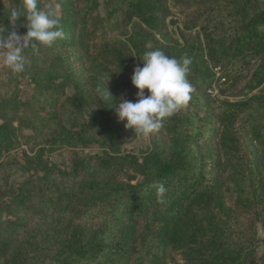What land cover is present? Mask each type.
I'll list each match as a JSON object with an SVG mask.
<instances>
[{
    "label": "trees",
    "instance_id": "obj_1",
    "mask_svg": "<svg viewBox=\"0 0 264 264\" xmlns=\"http://www.w3.org/2000/svg\"><path fill=\"white\" fill-rule=\"evenodd\" d=\"M64 1L61 19L66 26L70 25V32L83 35L84 49L90 51L87 13L80 19L71 9L72 2ZM109 2L113 5L111 17L118 18V12L123 11L129 15V21L138 17L152 28L164 27L169 14V0ZM224 5L212 12L215 27L202 25V39L172 41L161 50L177 59L190 60L187 74L193 89L190 100L196 101L193 93L216 80H222L223 85L231 82L230 86L235 87L245 79L238 91L242 96L232 94L235 99L219 101L206 95L211 113L205 117L192 114L181 117L179 109L163 118L159 131H166L165 147L150 151L144 161L131 154L106 150L95 157L99 164L96 170L91 160L83 161L84 169L92 175L85 185H79L78 191L55 190V186L49 185L41 192L45 195L49 191L45 196L47 202L53 198L56 203L60 200L66 213H71L70 208L91 203L92 217L101 223L95 229L84 222L75 227L77 215L73 214L72 221L60 233L65 237L61 238L57 232L54 238L51 233L46 235L45 247L40 246L39 251L50 250L59 242L63 245L59 252L47 257L36 254L37 246L29 249L20 246L10 252L13 235L1 236L2 258L8 257L5 264H166L169 252L180 255L182 263L176 264H264V256L259 257L254 246L257 224L264 227V0H226ZM207 7L216 8L214 4ZM137 34L143 32L134 31L129 42L138 54L154 50L147 48L146 42L137 41ZM129 42L105 46L100 52L105 55L108 50H116L118 61L133 69L121 49ZM249 70L251 73L246 75ZM104 107L106 110L95 114L88 125L95 122L102 131V144L115 149L119 146L116 140L107 142V139L123 123ZM215 117L219 128L214 133V147L206 143L208 130L203 127ZM203 119L206 122L200 124ZM239 121L245 136L237 126ZM9 122L0 121V148L7 142L10 128H18ZM20 124L24 122L20 120ZM244 137L259 146V152L247 150ZM195 143L198 146L194 147ZM159 184L168 188L164 203L156 200ZM33 194L21 189L17 199L23 203ZM232 198L234 204L230 202Z\"/></svg>",
    "mask_w": 264,
    "mask_h": 264
},
{
    "label": "rangeland",
    "instance_id": "obj_2",
    "mask_svg": "<svg viewBox=\"0 0 264 264\" xmlns=\"http://www.w3.org/2000/svg\"><path fill=\"white\" fill-rule=\"evenodd\" d=\"M68 1L72 2L71 9L79 14L80 19L87 13L90 51L84 49L83 35L77 31L70 32V25L66 26V22L61 19L65 12L62 0H38V7L47 10L51 6L56 9L65 34L64 38L52 46L38 43L35 47L29 46L25 49L22 53L25 57V71L22 73L14 74L0 63V121L4 123L10 121L11 125L18 127L17 130L10 128L7 142L0 148V237L7 238L13 235L10 252L19 250L20 246L27 247L26 249L37 246L36 254L42 257L59 252L63 246L61 242L56 241L57 244L50 250L42 248L39 251V247H45V238L49 233L53 238L54 232L61 235L67 223L72 221L73 214L77 215L74 220L75 227L82 222L89 225L90 229L99 226L101 222L92 217L93 207L90 205L93 204L87 203L86 206L70 208L71 213H66L65 205L60 200L59 203H56L55 198L46 201L48 190L47 194H41L49 185L55 186V190L78 191L79 185L84 184L92 175V172L88 173L84 169L83 161L91 160L94 163L92 168L96 170L99 164L95 157L103 155L106 150L113 154L117 152L123 155L131 154L144 161L147 153L165 147L164 140H168L165 130L158 129L149 135H137L133 129L125 128V122L121 121L123 123L121 129L114 133L110 132L111 137L107 139V142L115 139L114 142L119 146L115 149L107 148V145L102 144L104 139L101 128L99 129L95 122L88 125L95 114L106 110L104 106H107L113 117L118 119L116 108L122 94L128 100H136L138 89L131 83V76L136 66H143L140 57L144 53L138 54L129 42V37L134 36V31L139 29L143 32L137 34L135 37L137 41H144L147 48L154 49H161L164 44L172 41L183 43L186 39L190 41L202 39V25L215 27L216 25H213L216 19L212 12H216L218 7H225L226 2V0H169V14L164 19V27L158 29L149 27L138 17L129 21V15H125L123 11L118 12V18L111 17L109 14L113 5L111 6L109 0ZM212 4L216 8L207 7ZM19 6L18 0H0V32L4 30L5 36L13 30V25L8 19L9 12L13 7ZM22 18L20 17L15 25V30L20 34L27 30L22 27L25 23H22ZM128 42V46L121 49L125 58L130 59V64H133V69L125 68L124 64L118 61L116 50H108L106 52L109 54L105 55L100 52L105 46L113 47ZM119 64L122 67L118 68ZM249 73L250 70L246 75ZM245 82L243 79L237 86L231 87V82L223 85L222 80H216L209 87L197 89L193 96L194 99H198L189 100L188 104L179 110L181 112L179 116L192 114L200 118L205 117L211 113L210 106L206 105V95L219 101L235 99L236 96L232 94L241 97L242 94L238 91ZM97 86L107 88L112 96L111 101L110 98L100 99L96 92ZM222 89H226V92L222 93ZM198 102L199 107H196ZM20 120L24 125L20 124ZM199 122L201 124L206 121L203 119ZM237 126L241 134L245 133L242 121H239ZM203 128L208 130L206 143L215 147L214 133L219 128L216 117ZM245 135L246 133L243 136ZM53 136H59V139H52ZM69 140L72 141L69 143ZM244 141L247 150L259 152V146L255 143L250 144L246 137ZM196 146L197 143L194 144V147ZM62 172H67L68 175L64 176ZM120 178L125 177L121 174ZM99 179L102 181L103 176L101 175ZM43 183L48 184L42 188ZM21 189L29 190V195L31 192L35 194L28 201L20 203L17 193ZM230 202L234 204V198ZM86 209L90 211L86 213ZM85 215L88 217H83ZM61 236L63 238L66 235ZM31 241L33 244H30ZM2 246L4 243L0 248ZM254 246L257 255L263 257L264 227L261 223L257 224ZM2 256L4 254L0 251V264H5L8 257L3 259ZM176 262L182 263L180 255L177 252H169L166 264Z\"/></svg>",
    "mask_w": 264,
    "mask_h": 264
},
{
    "label": "clouds",
    "instance_id": "obj_3",
    "mask_svg": "<svg viewBox=\"0 0 264 264\" xmlns=\"http://www.w3.org/2000/svg\"><path fill=\"white\" fill-rule=\"evenodd\" d=\"M20 17L25 18L22 27L27 29L23 34L15 30ZM8 19L13 30L7 36L4 30L0 32V63L14 74L25 71V49L38 43L52 46L65 35L56 9L38 7V0H21L18 8L10 10ZM140 58L143 66H136L131 76V83L138 89L136 100L122 94L116 112L125 128L137 135H149L161 127L163 118L174 115L191 99L193 89L187 78L190 60L169 56L161 49L147 51ZM96 92L101 100L111 101L107 88L97 86ZM167 192L164 184L156 186L157 203H164Z\"/></svg>",
    "mask_w": 264,
    "mask_h": 264
}]
</instances>
